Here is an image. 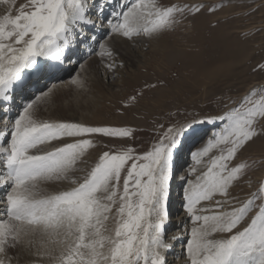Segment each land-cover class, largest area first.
<instances>
[{
	"label": "snow or ice",
	"instance_id": "6c2138e0",
	"mask_svg": "<svg viewBox=\"0 0 264 264\" xmlns=\"http://www.w3.org/2000/svg\"><path fill=\"white\" fill-rule=\"evenodd\" d=\"M113 3L29 0L14 17H0V99L10 100L17 89L26 92L34 83L32 77L37 82L53 78L71 59L69 53L87 42L95 45L93 54L101 57L105 68L114 71L117 65L108 42L89 35L96 27L104 29L102 36L135 43L157 39L180 18L205 11L204 5H163L161 0H120L115 7ZM206 10L215 11L212 6ZM72 83L85 87L82 79L72 78ZM45 95L42 90L29 100L12 122L6 146L0 145L6 169L0 175L5 189L0 197V264H12L13 259L19 264L24 256L35 258L28 264H41L45 257L55 264H169L174 244L167 242L165 225L174 157L194 126L168 127L143 154L130 147L105 151L81 181L74 174L94 147L90 137L127 138L132 131L38 121L35 101ZM195 123L211 124L216 130L190 153L192 178H186L183 208L192 226L178 259H186V264H264V184L239 206L228 198L248 167L235 162L264 132V89L245 94L222 115ZM65 137L71 142L51 150L41 147ZM214 150L219 155H213ZM205 157L209 165L200 173L197 166ZM60 182L72 187L45 194L46 186ZM246 220L250 222L240 230Z\"/></svg>",
	"mask_w": 264,
	"mask_h": 264
},
{
	"label": "rangeland",
	"instance_id": "374dc122",
	"mask_svg": "<svg viewBox=\"0 0 264 264\" xmlns=\"http://www.w3.org/2000/svg\"><path fill=\"white\" fill-rule=\"evenodd\" d=\"M119 2L120 0H116V3ZM7 3H0V7L5 5L0 8V17L4 14H11L14 17L18 14L20 6L28 5L29 0H9ZM161 3L163 5H204L205 11L195 16L180 18L178 24L157 39L141 38L135 43L122 40L123 44L116 42L108 44L109 49L114 53L117 65L114 71H110L113 74L108 79L104 74L105 70L100 69L103 61L94 59L89 65H84L82 70L81 64L86 62L85 56L87 53L89 55V52L85 55L82 54L83 50L79 52L81 55L74 63L70 79L79 78L84 82L89 79L91 80L87 81L89 86L85 85L84 88L76 90L71 88L66 95L56 94L57 97L54 95L53 100L56 102L62 100L61 104L65 109L56 111V115H59L58 120L52 121L49 118L45 122L71 120L70 122L79 123L81 122L79 117L86 116L85 121L88 124H85L86 126L128 128L132 131V136L127 138L99 135L90 137L94 147L89 149L83 158L86 165L84 169L82 168L83 171L78 175L79 177L75 176L81 181L94 167L103 152L130 147L136 153L143 154L158 142L168 127L193 125L195 131L188 133L183 146L176 151L174 175L170 182L168 199V222L176 218L177 214L180 216L182 213L181 216H184V223L179 230L184 237L174 245L176 248L179 247L180 255L177 257H180L184 248L183 240L186 239L192 225L184 211V201H174L175 196L176 199L180 198L176 186L182 178L178 186L182 187L181 196H184V189L187 186L186 178H192L188 176V173L193 166V161L191 158L188 159V156L199 141L211 136L210 129L216 130L214 125L198 124L195 121L222 115L245 94L252 90L264 89V70L261 69V66H264V0H161ZM208 6H212L215 11L209 13L206 10ZM1 13L4 14L1 15ZM100 39L106 41L109 37L102 36ZM9 42L5 41V43ZM94 47L92 44L91 48ZM51 80L54 81V78L48 79L37 90L30 89L32 93L28 94L29 98L25 97V101L35 99L36 94L49 88ZM33 91L36 93L34 94ZM85 100L88 101L87 104L83 103ZM90 100H92L91 104H89ZM94 105V113H92ZM35 107L38 114L36 117L47 113L44 112L46 106L41 103L36 102ZM86 107L91 109L87 111ZM2 119L0 116V120ZM71 140L72 138L65 137L63 140L52 141L46 146H49L48 150H51L56 147L57 142L60 145L62 142H71ZM212 154L219 155V151L214 150ZM235 163H245L248 166L243 179L234 182L229 189L228 198L239 206L241 202L250 199L254 192H258L259 186L264 184V132L261 133L260 138L240 153ZM208 165L209 158L205 157L204 162L197 166L198 171L200 173L207 171ZM185 166L189 168L187 176L180 177ZM69 186L56 191L69 190L72 185ZM217 199H224V197L218 196ZM204 206L211 208L212 204L205 203ZM248 222L250 220L242 223L240 230ZM165 226L168 236L173 227ZM9 251L12 256L16 255V252ZM170 255L169 253V263ZM22 259L25 258L22 257L20 260ZM46 259L48 260V257H45L41 264H51ZM30 260L32 259L24 261ZM175 260L176 264H186V259L176 258ZM52 264L55 262L52 261Z\"/></svg>",
	"mask_w": 264,
	"mask_h": 264
},
{
	"label": "bare ground",
	"instance_id": "6f19581e",
	"mask_svg": "<svg viewBox=\"0 0 264 264\" xmlns=\"http://www.w3.org/2000/svg\"><path fill=\"white\" fill-rule=\"evenodd\" d=\"M9 1V0H8ZM4 4V3H3ZM8 4V3H7ZM6 4V5H7ZM3 6H5V5H3ZM3 6L1 5V7L0 8H3ZM114 6V5H113ZM4 9H6V7L4 8ZM3 9V10H4ZM2 10V11H3ZM110 10V8L108 9V11ZM7 12V11H6ZM4 14V13H3ZM2 13H1V15H3ZM103 29H101V28H99V27H96V28H94V29H92V32L91 33H89V35H92V36H94V38H96V39H100L101 38V36H102V33H103ZM104 39V38H103ZM102 39V40H103ZM107 42H108V44L109 45H111V44H113L114 42H116L117 44L119 43V44H123V42H122V39H120V37H116V38H114V39H107L106 40ZM124 41V40H123ZM91 45H92V43L91 42H87V43H83V44H81L80 46H79V49H76V50H73L71 53H69V55L71 56V59L70 60H66L65 62H64V64L62 65V70H59V71H57L56 72V74H55V76L53 77L54 78V81L53 80H51V81H49V85H48V87L49 88H46L45 90H43V91H47V95H45V96H41L40 97V99L39 100H36L35 101V103L37 102H39V103H41V105H43V106H46V109H44L43 111L44 112H47L46 114H44L43 116H38V117H36L37 118V120L38 121H41V122H45L46 120H48L49 118H51L50 120H52V121H54V120H58V117H59V115L57 116L56 115V111L58 110V109H62V110H64L65 108L63 107V105L61 104L62 103V100H60V101H58V102H56V101H54L53 100V96L54 95H56V94H63V95H66V93H67V91L69 90L70 91V89L71 88H74L75 90L78 88L79 89V87H77L76 85H74L73 83H72V79H70V77H71V75H72V69H73V66H74V63H75V61L78 59V57L81 55L79 52H81L82 50H83V52H82V54L83 55H85L87 52H89V55H88V53H87V56H85V58H87V60H86V62L83 64V66L85 65V66H87V65H89V63L91 62V61H93L94 59H97V60H99L100 62L101 61H103L102 59H101V57H99V56H97V55H95V54H93V55H91V53H92V48H91ZM155 45V44H154ZM95 46V45H94ZM142 46V45H141ZM121 47V46H120ZM84 50H86V51H84ZM98 50V49H97ZM119 50V49H118ZM133 55H134V53H133ZM119 56V55H118ZM128 56V55H127ZM110 62V61H109ZM98 63V62H97ZM101 65H102V68H100V69H102V70H105V72H104V74H105V76H106V78L108 79L109 77H111L112 76V72H110L108 69H106L105 68V66H104V62H101ZM83 68L84 67H81V69L83 70ZM88 68V67H87ZM90 70H91V67H90ZM88 72H89V68H88ZM88 74H92V73H88ZM84 76H86V75H84ZM88 76V75H87ZM90 77V76H89ZM79 79V78H78ZM45 79H43V80H39L38 82L35 80V79H33V81H34V83L32 84V86L31 87H29L28 89H27V91L26 92H21L19 89H17L14 93H11L10 95H11V99L10 100H8V101H3L2 99H0V116H1V118H3L2 120H0V134H2V136H3V138H0V145H5L6 146V144H5V140L6 139H8L10 136L8 135L9 134V132H10V129H11V126H12V122L14 121V119L17 117V115L19 114V112L21 111V109L28 103L27 102V100L25 101V99L26 98H29L28 97V94L30 95L31 93H32V91H30V89H38L39 87H40V85H42L45 81H44ZM89 80V79H88ZM88 80H86V86L88 85L87 84V81ZM89 81H91V80H89ZM97 81H98V79H97ZM96 82V81H95ZM97 83V82H96ZM33 85H35V87H33ZM89 86V85H88ZM87 86V87H88ZM73 90V89H72ZM83 91V90H82ZM76 92V91H75ZM79 92H80V90H79ZM33 93H34V91H33ZM36 93V92H35ZM34 93V94H35ZM74 92H72V94H73ZM81 93V92H80ZM80 93L78 94V95H80ZM70 94V93H69ZM72 94H70L71 96H72ZM76 94V93H75ZM83 94V93H82ZM36 95H40V92L38 93V94H36ZM77 95V96H78ZM27 96V97H26ZM73 96H74V94H73ZM82 95H80V97H81ZM26 97V98H25ZM36 97V96H35ZM55 97H57V95L55 96ZM67 97V96H66ZM21 98H24L23 100H21ZM64 98V97H63ZM73 98V97H72ZM76 99V98H75ZM68 100V99H67ZM72 100V99H71ZM81 100V99H80ZM55 102V103H54ZM69 102H72V101H69ZM77 103V102H76ZM75 103V104H76ZM83 103H85V104H87L88 103V101H84ZM92 103V100H90L89 101V104H91ZM75 104H74V106H75ZM77 104H79V103H77ZM68 105V104H67ZM70 105V104H69ZM71 106V105H70ZM77 107V106H76ZM67 108V107H66ZM75 108V107H74ZM78 108V107H77ZM80 108V107H79ZM83 108V107H82ZM81 108V109H82ZM87 109V111H89V109H91V108H89V107H86ZM94 108H95V105H94V107L92 108V113H94ZM69 109V108H68ZM73 108H71V110H72ZM76 109V108H75ZM80 109V110H81ZM84 109V108H83ZM39 110V109H38ZM78 111V110H77ZM40 112H41V110H40ZM59 112H61V111H59ZM70 112V111H69ZM72 112V111H71ZM43 113V112H42ZM41 113V114H42ZM77 113V112H76ZM91 113V114H92ZM59 114V113H58ZM62 114H64V113H62ZM81 114V113H80ZM36 115H38V114H36ZM60 116H62V115H60ZM72 116H74V114L72 115ZM63 117V116H62ZM71 118H73V117H71ZM79 118H81L80 120H81V122H79L80 124H86V121L85 120H87V119H85L86 118V116H85V118H84V116H82V117H79ZM78 118V119H79ZM77 119H75V121H76ZM64 121V120H63ZM67 121V120H66ZM71 121V120H70ZM69 121V122H70ZM83 121H85V122H83ZM72 122H74V121H72ZM86 125H88V124H86ZM211 130V132H210V134H212V132L213 131H215L214 129H210ZM208 138L209 137H207L205 140H201V141H199L197 144H196V148L193 150V151H195V150H197L198 148H200V147H202L206 142H207V140H208ZM49 145V144H48ZM57 145H59V142H57V144H56V146ZM42 148H44L45 150H48V148H49V146H46V145H44V146H41ZM191 150V149H190ZM188 153H190V151L188 152ZM189 158H191V156L189 155L188 156V159ZM86 165L84 164V159H83V162L82 163H80V164H78V170L76 171V173L74 174L75 176H78L80 173H81V171H83L82 170V168L84 169V167H85ZM189 168H186V166H185V169L180 173L181 175H180V177H183V176H187V173H188V170ZM6 173V169L3 167V159H2V157H0V175H4ZM79 177V176H78ZM78 179V178H77ZM182 178H180V180H179V183L177 184V191L179 190V192L178 193H180V195H181V192H182V190H181V188L182 187H180V186H178L179 184H180V181H182L181 180ZM70 185V183H68V182H60V183H56V184H54V185H48V186H46L45 187V189H44V192H45V194H48V193H51V192H53V191H56V190H60V188H68V187H70L69 186ZM5 195V189L2 187V186H0V197H3ZM184 201V199H176V196H175V202L176 201ZM181 209H182V207H181ZM183 212V211H182ZM181 215H182V213H181ZM179 216V214H177L176 216V218H172L169 222H168V220H166V225H168L169 227H173V229L171 230V231H169V233L170 234H168V236H167V238H169V239H167V242H169L170 244H174V245H176V243H177V241H174L173 240V237L174 236H179V237H181V238H183L184 237V235L183 234H180V232L181 231H179L180 229H181V226H182V224L184 223V216ZM185 226H183V228H184ZM181 236H180V235ZM183 249V248H182ZM179 250V247L178 248H176V247H173L172 248V251L170 252V260H171V262L169 263V264H176L177 263V261L175 260L176 258H178L177 256L178 255H180V252L178 251ZM24 258L25 259H22V260H20L19 261V264H28V262L29 261H24V260H28V259H33V257L32 258H29L28 256H24ZM46 261L47 262H50L51 264H52V261H51V259L50 258H48V260L46 259ZM45 262V261H44ZM183 262V261H182ZM12 264H17V261L15 260V259H13V261H12Z\"/></svg>",
	"mask_w": 264,
	"mask_h": 264
},
{
	"label": "built area",
	"instance_id": "2783aa9c",
	"mask_svg": "<svg viewBox=\"0 0 264 264\" xmlns=\"http://www.w3.org/2000/svg\"><path fill=\"white\" fill-rule=\"evenodd\" d=\"M181 198L183 199V196L180 195V199H181Z\"/></svg>",
	"mask_w": 264,
	"mask_h": 264
}]
</instances>
